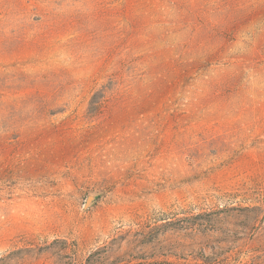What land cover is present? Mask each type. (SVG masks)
Wrapping results in <instances>:
<instances>
[{"label": "rangeland", "instance_id": "rangeland-1", "mask_svg": "<svg viewBox=\"0 0 264 264\" xmlns=\"http://www.w3.org/2000/svg\"><path fill=\"white\" fill-rule=\"evenodd\" d=\"M0 264H264V0H0Z\"/></svg>", "mask_w": 264, "mask_h": 264}, {"label": "trees", "instance_id": "trees-1", "mask_svg": "<svg viewBox=\"0 0 264 264\" xmlns=\"http://www.w3.org/2000/svg\"><path fill=\"white\" fill-rule=\"evenodd\" d=\"M233 32L229 34V39H232Z\"/></svg>", "mask_w": 264, "mask_h": 264}]
</instances>
